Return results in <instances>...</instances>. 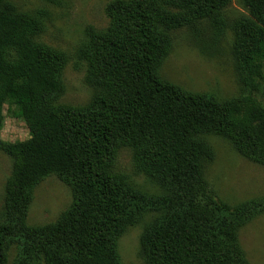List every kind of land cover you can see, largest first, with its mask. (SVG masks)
<instances>
[{
	"label": "trees",
	"instance_id": "trees-1",
	"mask_svg": "<svg viewBox=\"0 0 264 264\" xmlns=\"http://www.w3.org/2000/svg\"><path fill=\"white\" fill-rule=\"evenodd\" d=\"M230 1L108 3V27H89L79 51L94 93L72 108L57 104L66 56L37 41L42 19L0 0V129L4 105L16 106L38 139L20 149L1 144L13 169L0 264L11 244L14 264H121L117 240L146 214L153 215L140 239L146 264H249L238 232L264 212V197L230 205L205 169L214 158L208 138L221 134L213 120L234 124L241 134L237 152L264 166V0H237L247 13L232 24L237 96L187 91L159 75L173 31L204 24L222 29ZM125 147L158 194L135 189L115 170ZM50 174L71 188L73 201L54 223L28 227L33 190Z\"/></svg>",
	"mask_w": 264,
	"mask_h": 264
},
{
	"label": "rangeland",
	"instance_id": "rangeland-1",
	"mask_svg": "<svg viewBox=\"0 0 264 264\" xmlns=\"http://www.w3.org/2000/svg\"><path fill=\"white\" fill-rule=\"evenodd\" d=\"M18 11L42 19L43 30L37 41L65 54L61 71L63 92L57 104L79 108L91 99L94 89L85 81L87 65L79 53L86 41L89 27L102 30L110 19L106 6L113 0H9ZM247 14L237 0H231L224 9L225 25L213 29L199 25L194 29L180 28L173 31L171 50L163 60L159 75L187 91L211 93L218 99L238 95V83L230 48L233 42L232 24ZM264 72V61L262 62ZM264 103V101H263ZM4 122L0 129V224L4 211L8 182L12 176L13 157L1 146L14 144L25 148L37 142L33 124L23 118L16 106L4 105ZM218 123L221 134L209 136L214 151L213 160L206 166L205 177L224 202L235 205L253 198L264 197V166L242 157L236 150L241 134L229 122ZM115 170L123 175L135 189L148 194H158L160 189L144 174L136 172L129 148H121L115 158ZM73 201L71 188L57 175L50 174L34 188L25 224L39 227L54 223ZM152 214L144 215L130 225L117 240L121 264H146L141 254L140 239ZM238 242L249 264H264V212L247 222L238 232ZM17 248L11 244L6 250L5 264H14Z\"/></svg>",
	"mask_w": 264,
	"mask_h": 264
}]
</instances>
